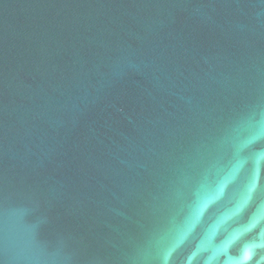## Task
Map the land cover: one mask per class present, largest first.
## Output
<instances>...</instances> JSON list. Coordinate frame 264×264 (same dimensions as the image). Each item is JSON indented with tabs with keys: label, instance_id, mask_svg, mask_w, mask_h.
<instances>
[{
	"label": "water",
	"instance_id": "95a60500",
	"mask_svg": "<svg viewBox=\"0 0 264 264\" xmlns=\"http://www.w3.org/2000/svg\"><path fill=\"white\" fill-rule=\"evenodd\" d=\"M252 243L264 0H0V264H224Z\"/></svg>",
	"mask_w": 264,
	"mask_h": 264
},
{
	"label": "clouds",
	"instance_id": "9594fccd",
	"mask_svg": "<svg viewBox=\"0 0 264 264\" xmlns=\"http://www.w3.org/2000/svg\"><path fill=\"white\" fill-rule=\"evenodd\" d=\"M223 245L221 246L220 251L223 250ZM249 251L247 252V258L243 257V261L239 260H231L225 261L224 264H253V257L255 255V251L260 248H264V244L261 243H252L248 246ZM245 255V254H244ZM261 261H264V256H261L259 259L254 261V264H261ZM204 264H219L217 252L214 251L212 255L208 256V258L204 261Z\"/></svg>",
	"mask_w": 264,
	"mask_h": 264
},
{
	"label": "snow or ice",
	"instance_id": "6c2138e0",
	"mask_svg": "<svg viewBox=\"0 0 264 264\" xmlns=\"http://www.w3.org/2000/svg\"><path fill=\"white\" fill-rule=\"evenodd\" d=\"M244 258H245V259L247 258V252H245Z\"/></svg>",
	"mask_w": 264,
	"mask_h": 264
}]
</instances>
